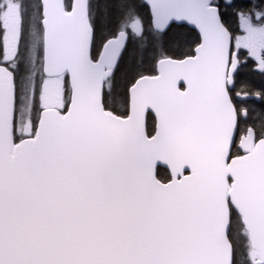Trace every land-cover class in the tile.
Wrapping results in <instances>:
<instances>
[{
  "label": "snow or ice",
  "instance_id": "1",
  "mask_svg": "<svg viewBox=\"0 0 264 264\" xmlns=\"http://www.w3.org/2000/svg\"><path fill=\"white\" fill-rule=\"evenodd\" d=\"M0 264H264V0H0Z\"/></svg>",
  "mask_w": 264,
  "mask_h": 264
}]
</instances>
